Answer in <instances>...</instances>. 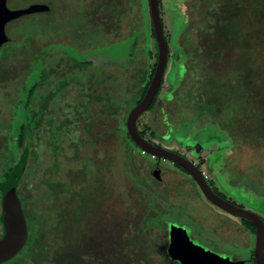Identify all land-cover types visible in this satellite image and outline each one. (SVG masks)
I'll return each mask as SVG.
<instances>
[{
	"label": "rangeland",
	"instance_id": "rangeland-1",
	"mask_svg": "<svg viewBox=\"0 0 264 264\" xmlns=\"http://www.w3.org/2000/svg\"><path fill=\"white\" fill-rule=\"evenodd\" d=\"M77 1L7 0L6 3L11 11L40 4L51 8L50 14L34 10L9 20L5 24L9 37L19 39L31 28L44 35L46 31L43 30L49 28L51 19L54 21V38L59 41L53 46L52 58L49 44L46 45L47 50V47L43 49V52H48L46 58L42 51L32 55L41 64L36 71L33 68L24 77L20 76L24 71L22 69L8 72L11 75L8 82H0V126L4 125L7 129L6 120L11 113L15 114L14 109L19 106L18 136L12 145L8 165L19 160L26 144L31 153L21 179L30 174L25 178L24 190L29 193V207L38 208L37 212H41L40 216H35L36 220H40L39 226L49 231L51 224H55L57 210L70 209L72 214L71 209L78 199L82 201V206L78 208L79 215L74 223L78 225L79 233L76 235L77 244L70 254L73 264H121L122 261L144 264L145 246L142 243L135 251V244L128 250L121 235L122 228L130 230L133 235L129 241L134 244L135 230L141 225L152 237L150 244L155 246L156 242L160 246V238H155V235L162 238L164 235L163 242H166L165 224L170 226L172 223L183 224V229L188 230L191 238L213 252L253 264L249 258L253 256L255 236L241 220L205 199L192 178L171 161L160 159L156 176V158L140 154L132 143L127 145L125 139L128 143L130 140L125 135V125L122 121L117 125V119L131 106L127 101L124 104L119 101L121 96L123 98L122 93H126L125 87H122L124 78L129 76L126 69L135 66L139 69L148 60L150 72L155 62L157 51L150 30L148 0H85L83 7ZM192 2V8L197 7L200 15L194 27L201 24L202 28L206 23L204 11L210 9L225 15V25L229 26L230 34L222 36L223 40L217 42L216 47L210 44L207 50V57L210 55L215 68L211 77L204 76L201 66L205 57H201L202 49L197 42V68L182 81L183 76L177 72L175 55L180 48L183 49V40L189 32L188 12ZM233 3L230 0H161L160 16L168 41L167 63L155 102L140 115L137 124L151 141L183 153L181 151L185 149L182 146L186 147L193 140L186 134L191 118L199 111L208 110L209 105H212L209 112L213 115L222 112L217 105L228 112L230 102L238 98L236 94L239 95L242 88L241 78L248 69V48L243 40L238 49L233 48L236 35L231 20L234 17L227 11L230 7L235 8ZM236 4L240 7L244 27L255 33L253 57L259 72L253 77L262 80L260 85L264 87V0H238ZM127 7L131 8V22L136 24L131 26V32L125 37V28L118 24H122L119 20H123L122 12ZM217 17L209 16L212 27L200 32L207 40L213 39L209 38L212 30L226 32ZM113 33H116L117 40L112 41L116 39ZM137 36L138 44L143 45L132 49ZM13 43L0 45V65L19 69L28 57L9 60L10 52L19 53ZM222 43H225L223 47ZM145 45L150 52L149 59ZM130 52L133 56H129ZM75 57L90 64L82 69H72L66 64L76 63ZM55 63L58 64L56 71H49ZM236 65L240 66L237 74ZM121 70L127 73L124 77ZM32 82L37 84V96L31 99L30 108L35 117L33 125H30L32 135H26L25 140L20 141L19 133L23 132L26 101ZM22 84L25 96L21 99ZM179 98L182 104L178 102ZM159 100L161 103L166 101V109L172 113L161 140L155 138L149 128ZM30 126L26 132L31 133ZM120 126L125 139L117 130ZM203 131H198L201 136L194 140L199 150L197 155L190 152L184 155L199 162L200 170L208 176L207 181L225 199L256 212L264 220V139L238 144L224 154L222 150L225 148L217 145L215 139H207ZM218 146L221 147L219 150ZM217 161V168L210 171L207 162L216 165ZM223 163L225 169L222 168ZM25 215L28 220L27 213ZM23 251L24 247L0 264H25ZM150 256L154 261H160L159 258L165 257V250L150 253Z\"/></svg>",
	"mask_w": 264,
	"mask_h": 264
},
{
	"label": "trees",
	"instance_id": "trees-1",
	"mask_svg": "<svg viewBox=\"0 0 264 264\" xmlns=\"http://www.w3.org/2000/svg\"><path fill=\"white\" fill-rule=\"evenodd\" d=\"M222 1H226V0H222ZM230 2H234L233 5L235 6V8L230 7V10L229 9L227 10L234 17L231 20L235 27L233 28V30L235 31V35H236L235 40H234L235 47L233 48L238 49L240 47L239 45H240L241 40H243V43L246 44L248 48V55H247L248 69L241 78L242 88L239 94V95H242V97L240 98V96L236 94L238 98H235L233 101L230 102L229 109L227 110L228 112H226L224 107L217 105L219 107L218 109H220L222 112L221 114L213 115L212 113L209 112L210 111L209 107H211L212 105H209V107H207L208 110L204 112L199 111L191 118L190 120L191 122L187 124L188 128L186 129L187 130L186 134H188L189 137L193 140L192 141L188 140L189 142L187 143L188 145L186 147L188 148V150H193L194 153L199 152L198 146L196 147L194 140H196L197 137L201 136L198 133V131H202L203 129L205 130L203 132H205L204 135L205 134L207 135L206 136L207 139L213 138L217 142L216 143L217 145L218 144L222 145L225 148L224 150H222L223 152L227 149L228 150L231 149L233 146H236L238 144L252 143V142H257L260 139H264L262 138L264 136V90L262 88L264 87L260 85V82H262V80L259 81L253 77V75L255 74L256 76H258V72H259V70H257L256 68L257 65L254 63V57H253L254 56L253 44H254V39H256V37L254 35L255 33H253L252 30L245 28L243 25L244 22H243V19H241V10H240L239 5L236 4L238 0H230ZM158 3H159V12H160L161 0H158ZM121 4L123 6L122 1H121ZM192 6H193V2L191 3V10L190 12H188L189 13L188 15L190 16L189 17L190 19L188 20L189 32H187L186 38L183 40L184 47L182 46L183 49L181 50L180 48L181 52L178 51L177 54L175 55L178 61L177 67H176L178 70L177 72L183 76L182 81H184L185 77L188 75L190 71H193L194 69L197 68L196 67L197 62L195 61L196 59L195 49L197 48V45H196L197 42L200 43L198 44V46L200 49H202L201 57H205L204 64L203 66H201L204 72V76L206 75V76L211 77L213 75L215 68L213 67V60L211 59V57H209L210 55L207 57V53H208L207 50L209 49L210 44H211V47H216L217 42H220L221 40H223L221 39L222 36H228L230 34L229 26L225 25L227 23L226 22L227 20H225V15L216 13L210 9L204 11V21H206V23L202 25V28H200L201 24L198 25L197 27L196 26L194 27V23L198 19H200V15L198 13L199 11L197 10V7H195L196 9H194L192 8ZM123 12H125V10ZM212 15L218 16L217 21L223 24V27L226 32H222L219 30L218 31L212 30V36L209 38H213V39L207 40V37L203 36L202 33L200 32L212 27L210 21H208L209 16H212ZM231 21L229 22L230 24H231ZM218 22H217V25H218ZM119 23L120 24L123 23V20L120 19ZM118 26L122 28L124 27V25L122 24L121 25L118 24ZM150 30H151L152 36L154 37V32H153L151 21H150ZM44 31L46 32L44 33V35L42 34L43 36L41 38L43 43L39 45L37 43V37L41 33L39 31L35 32V28H31L27 34H25L19 39H13V40L8 39L6 41V42H11V41L14 42L13 43L14 49H17L19 51V53L16 55H15L16 52H13V51L10 52L11 54H9L10 56L9 60H14L16 59V57H20V56L21 57L27 56L28 58L27 59L25 58L27 62H22L21 67L19 69H16L10 66V67H6L7 68L6 70V68L3 65H0L2 67L0 68V82L1 83H6L10 79L11 75L10 73L8 74V72L12 73L13 71L22 69L24 71H23V74H21L20 76L24 77L25 74H29V71H31V69L34 68L36 71L37 66H41L40 63L34 60L32 55H34L37 51H42L43 56L45 58L47 57L48 52H43V49L46 48L49 44V28L46 27V30H43V32ZM115 32L117 33V31ZM163 32H164V25H163ZM116 33H114L115 38L118 39L116 37ZM123 33L125 35V32ZM198 34L202 36H198ZM164 36L167 41L165 32H164ZM122 37H119V38L122 39ZM138 40H139L138 36L135 37V43L132 46V49L137 48L142 44V43L138 44L137 42ZM224 44L225 43H222L221 47H223ZM155 46H156V51H157L156 41H155ZM49 48H50V45H49ZM47 49L48 47L46 48V50ZM145 50L147 52V57L149 59L150 52L146 48V45H145ZM156 61H157V52H156L155 62L150 72L148 71V60L144 62V65H143L144 67L141 66L138 69L135 66L133 69L131 68L126 69L129 76L124 78L125 83L122 85V87H125L126 93L125 94L122 93L123 98L120 95L122 99L119 98V101L121 104H124L127 101V103L130 104L131 106L127 110H125V112L123 111L124 113V115L122 116L123 124L125 123L126 116L128 112L130 111V109L142 99L148 87V84L150 82V79L153 75ZM87 64H90V62H88ZM138 65L139 64L137 63V66ZM239 67H240L239 65H236V67H234L235 73L236 71H238V73L240 72ZM123 74L124 73L121 70L122 77L126 75V74L124 75ZM16 77H17V74H16ZM162 82L163 80H161L160 86ZM160 86L152 100V103L149 105L148 109L154 104L158 91L160 90ZM24 87H25L24 85L23 87L21 86L22 91H21V94H19L20 98L21 96L22 98L23 96H25L24 95L25 91L23 90ZM119 91L121 90L119 89ZM35 96H37V84L33 83L30 86V90L27 96L26 114H25L26 118H25V123L22 126L23 132L19 133L20 141L25 140L26 135L28 136L32 135L33 128L30 125H33V121L35 117L31 113L30 108L32 107L31 99ZM244 97H247V99H243ZM171 98H173V95H171ZM29 100L31 101L29 102ZM160 100L158 101L157 109L154 112V115L152 117V122L149 128L151 127L153 136L161 140L162 136H164L163 132L171 119L169 114L172 115V113L166 109V106L168 105V103H166V101H163L161 103ZM178 102L182 104L181 98L178 99ZM14 112H15V116L13 120L14 124L12 125V127H10L7 130V135L6 134L3 135V139L5 140H4V143L0 145V184L1 182L5 180L6 175L16 167L18 161L20 160L21 155L26 156V161L24 164V170H25L29 154L31 153V150L28 148V146L24 144L23 149L21 151V155L17 163L13 165H8V160L11 157V153L13 149L12 145L18 136L17 135L18 134L17 133V119L19 117V106L18 105L15 107ZM137 124H138V120H137ZM28 126H30L29 129L31 130V133L29 131L26 132V129L28 128ZM122 131L124 132V130ZM139 132L141 133V135L144 136L143 130L139 129ZM125 135L128 136L130 140L129 143H132L133 141L131 140L127 132ZM122 137L123 139H125L124 134ZM125 142L127 143V145L129 144L126 139H125ZM137 149H139L140 154L146 155V153H143L139 147ZM174 165L182 169L187 174L186 170L183 169L180 165L176 163H174ZM209 170L212 171L211 168ZM29 175L30 174H27L26 177ZM26 177L22 178L23 180L20 178L23 181V184H22L23 186L19 188V191L17 192L18 198L20 199L23 208L27 210L28 224L30 223L29 237L24 247L25 251H23V253L25 254V264H73V261L70 258V254H71V249H73L77 244L76 235L79 233V228L77 227L78 225H75L74 223H76V220H75L76 216L79 215L77 211H78V208H81L82 201L78 199L75 201L73 205L74 208L71 209V211L73 212L72 214L67 215V211H70V209L57 210L55 224H51L49 221V225L51 224L52 231L55 230V236L50 238L46 234V229H44V227L41 228L39 226L40 220H36L37 217L35 216H37V214H39L40 216L41 212H35V211L29 210L30 208L29 207L30 199H28L29 194L24 191L25 184H26V179H25ZM0 199L2 200L1 191H0ZM34 220H36L35 223H34ZM240 220L250 230L251 233L253 234L255 233V227L248 220L242 219V218H240ZM73 224L75 226H73ZM140 226L138 230H135L134 236H136V242L134 244L130 242L131 236L133 235L132 233L129 232L130 230L122 228L121 235L122 237H124V243L126 244V247H128V250L129 248H132L133 245L136 244V247L133 249L135 251L136 250L138 251L141 244L143 243V245L145 246L147 250V253L145 254V252L142 250L143 253L145 254V256L143 255V257L146 258V260L142 263L144 264H182L181 261L174 255L172 251L173 244L171 241V236L169 237V244L167 243V233L168 232H166V242H163L165 238L164 235L162 238V236L160 237L158 234H156L155 238L156 237L160 238L159 240H160L161 245L159 246L155 242V246H153L149 242L150 239H152V237H150L149 234H146L147 229L141 228ZM165 226H166V229H168L169 225L165 224ZM145 234L146 236H144ZM162 249L165 250V257L159 258L160 261L158 260L154 261V259L151 258L150 253L159 252V251H162ZM26 253H27V258H26ZM252 255H253V252H252ZM136 259L138 260V257ZM249 260H251L252 263L255 264V260L253 256H251ZM121 264H128V263L127 261H122ZM129 264H137V263L133 262ZM138 264H140L139 261H138Z\"/></svg>",
	"mask_w": 264,
	"mask_h": 264
},
{
	"label": "water",
	"instance_id": "water-1",
	"mask_svg": "<svg viewBox=\"0 0 264 264\" xmlns=\"http://www.w3.org/2000/svg\"><path fill=\"white\" fill-rule=\"evenodd\" d=\"M6 1L0 0V45L7 40L4 26L8 20L34 10H47L45 5H36L21 11H11L6 7ZM148 8L157 44V61L153 75L142 99L130 109L126 116V131L133 143L143 153L158 159L171 161L185 169L198 186L203 197L209 202L235 217L248 220L255 227L253 248L255 264H264L263 219L256 212L239 207L218 195L208 183L204 172L194 162L177 152L152 144L138 130L137 120L152 103L160 86L168 55V43L163 32L158 0H148ZM25 161L26 156L21 155L16 167L6 175L5 180L0 184V191L2 193L1 219L4 228L3 235L0 237V263L17 253L27 238L26 220L21 202L16 193V185L24 170ZM154 174L158 176V171L155 170ZM168 229L173 244L172 251L182 264H245L246 260H232L226 255L213 252L199 242L191 240L187 229L178 228L175 224H171Z\"/></svg>",
	"mask_w": 264,
	"mask_h": 264
},
{
	"label": "flooded vegetation",
	"instance_id": "flooded-vegetation-1",
	"mask_svg": "<svg viewBox=\"0 0 264 264\" xmlns=\"http://www.w3.org/2000/svg\"><path fill=\"white\" fill-rule=\"evenodd\" d=\"M77 1V0H76ZM78 3H79V5H80V7L82 6H85V0H80V1H77ZM6 3H7V1H6ZM40 5H42V4H40ZM43 5H45L46 7H47V10H45V11H40L41 13H51V8L48 6V5H46V4H43ZM36 6V5H35ZM29 8V7H28ZM127 8H129V9H127ZM126 8V11L125 12H123V25H124V28H125V33L127 34L125 37H127L128 35H129V33L131 32V29H132V27L135 25V23L133 22H131L133 19H132V16H131V8L130 7H127ZM27 9V8H26ZM37 11H39V10H37ZM32 12V11H31ZM30 13V12H29ZM27 14V13H26ZM127 17H130L128 20H127ZM14 18V17H13ZM50 18H51V16H50ZM11 20V19H10ZM9 21V20H8ZM7 21V22H8ZM6 22V23H7ZM53 22L54 21H52L51 19H50V22H49V45L51 44V47L49 48V52H50V57L52 58V56H53V53H54V49H53V46H54V44H56V42H59L58 41V39H57V37L56 38H54L55 36L53 35ZM5 23V24H6ZM83 24H85V25H87L88 23H86V22H84ZM132 26V27H131ZM4 28H5V26H4ZM5 33H6V35H7V40L8 39H11V40H13L11 37H9V35L7 34V32H6V30H5ZM114 34V33H113ZM42 34H39L38 35V37H37V43H38V45L39 44H41V43H43L42 42ZM22 37V36H21ZM20 37V38H21ZM124 37V38H125ZM6 40V41H7ZM114 40H117V39H113L112 41H114ZM5 41V42H6ZM39 41V42H38ZM81 51V50H80ZM82 51H85V50H82ZM132 51V50H131ZM79 52V51H78ZM80 53V52H79ZM81 54L83 55V52H81ZM81 55V56H82ZM85 55V54H84ZM129 56H131V52L129 53ZM82 57H84V56H82ZM60 60V59H59ZM75 61H76V64H74V63H68V64H66L67 66H70L72 69L73 68H77V67H79L80 69H82V68H84V66H87L88 64V61L87 60H85L84 62L82 61V59H81V61L80 60H78L76 57H75ZM57 63H55L53 66H51V67H49V71H51V72H55L56 71V67H57ZM117 71V70H116ZM19 99V98H18ZM14 116H15V114H13L12 115V113L10 114V117H9V119H7V118H4V119H7L6 120V124H7V129H6V126L4 127V125H1L0 126V145L1 144H3L4 143V140L5 139H3V135L4 134H6L7 135V130L10 128V127H12V125L14 124V122H13V120H14ZM121 118L122 117H119L118 119H117V125L119 126V124H120V121H122L121 120ZM124 125H125V123H124ZM139 128V127H138ZM118 130V132H119V135L121 134L122 135V129H121V126L117 129ZM125 130H126V126H125ZM139 130V129H138ZM127 132V131H126ZM143 136V135H142ZM144 137L146 138V139H148V141H150L152 144H154V145H157V146H161L160 144H158V143H155V142H153V141H151L149 138H147L145 135H144ZM215 143H217V142H215ZM132 144L136 147V148H138V146L137 145H135L133 142H132ZM129 146H131V143H129L128 144ZM219 146H221V145H219ZM218 146V147H219ZM163 147V146H162ZM222 147V146H221ZM221 147H219L218 148V150L221 148ZM165 148V147H164ZM182 148L183 149H185V151H181V152H183V153H179L178 151H174V152H177V153H179V154H181V155H183L185 158H187L185 155H184V153H186V152H190L192 155H197V153H194V151L193 150H188V148L187 147H184V146H182ZM166 149H168V148H166ZM173 151V150H172ZM217 151V150H216ZM228 151V149L227 150H225L224 152H227ZM215 152V151H214ZM223 152V153H224ZM225 154V153H224ZM188 159V158H187ZM189 160H191V159H189ZM192 162H194L196 165H197V167L200 169V164H199V162H196L195 160H191ZM17 163V162H16ZM155 163H156V170L157 171H159V167H160V159H158V158H156V160H155ZM225 163H223L222 164V166L224 165ZM217 165H219V162L217 161L216 162V165H210V163L209 162H207V168L209 169V168H211L212 169V171L214 170V169H216L217 168ZM219 167V166H218ZM223 169H225L226 168V165H224L223 167H222ZM202 172H204V171H202ZM205 173V172H204ZM187 176L189 177V178H191L190 176H189V174L187 173ZM21 178V175H20V177H19V180H18V182H17V185H16V193L19 191V188H21L23 185V181L20 179ZM206 178L208 179V176L206 175ZM209 183V182H208ZM195 184V183H194ZM210 184V183H209ZM196 185V184H195ZM211 185V184H210ZM25 186H26V184H25ZM196 187L198 188V186L196 185ZM212 187V186H211ZM213 188V187H212ZM23 190V189H22ZM198 190H199V188H198ZM213 190L218 194V195H220L221 197H223L224 199H225V197L224 196H222L221 194H219L218 192H217V190H215L214 188H213ZM25 191V190H24ZM200 191V190H199ZM26 192V191H25ZM201 193V192H200ZM29 194V193H28ZM202 194V193H201ZM17 197H18V194H17ZM19 199V198H18ZM227 200V199H226ZM19 201H20V199H19ZM229 201V200H228ZM21 202V201H20ZM231 202V201H230ZM233 203V202H232ZM235 204V203H234ZM214 205V204H213ZM236 205V204H235ZM215 206V205H214ZM238 206V205H237ZM21 207H22V210H23V214H24V218H25V220H26V225H27V238H26V241H27V239H28V237H29V226H28V220H27V217H26V213L27 212H25V209L23 208V206H22V203H21ZM216 208H219V207H217V206H215ZM240 207V206H239ZM220 209V208H219ZM29 210L30 211H35V212H37V210H38V208H29ZM222 210V209H221ZM27 211V210H26ZM224 211V210H223ZM228 213V212H227ZM68 214H70V211H67V215ZM1 215H2V200L0 199V237L3 235V232H4V228H3V223H2V219H1ZM36 215V214H35ZM231 215V214H230ZM231 216H233V215H231ZM233 217H235V216H233ZM235 218H238V217H235ZM238 219H240V218H238ZM178 228H181V229H183V224H175ZM168 231V233H167V243L169 244V237H170V234H169V229H167ZM49 232V233H48ZM117 232H119L118 230H117ZM189 233V232H188ZM46 234L48 235V237H50V238H52L53 236H55V230H53L52 231V229L50 228L49 229V231H46ZM119 234V233H118ZM189 237H190V234H189ZM190 239L191 240H193V241H195L193 238H191L190 237ZM26 241H25V243H24V245L22 246V248H20V250L19 251H21L22 249H23V247H25V244H26ZM200 244H202V243H200ZM203 245V244H202ZM18 251V252H19Z\"/></svg>",
	"mask_w": 264,
	"mask_h": 264
},
{
	"label": "built area",
	"instance_id": "built-area-1",
	"mask_svg": "<svg viewBox=\"0 0 264 264\" xmlns=\"http://www.w3.org/2000/svg\"><path fill=\"white\" fill-rule=\"evenodd\" d=\"M143 152V151H142ZM204 175L206 176V174L204 173Z\"/></svg>",
	"mask_w": 264,
	"mask_h": 264
}]
</instances>
